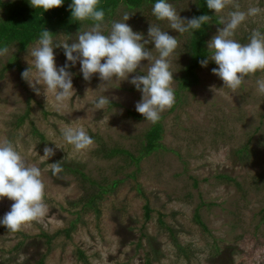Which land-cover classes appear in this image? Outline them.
<instances>
[{
    "label": "rangeland",
    "instance_id": "rangeland-1",
    "mask_svg": "<svg viewBox=\"0 0 264 264\" xmlns=\"http://www.w3.org/2000/svg\"><path fill=\"white\" fill-rule=\"evenodd\" d=\"M169 2L181 18L190 19L198 0ZM238 3L241 10L264 8V0ZM152 7L129 10L120 5L105 21L107 32L127 12L130 18L125 23L144 40H149L150 25L159 24L180 42L169 58L176 102L156 122L162 135L159 147L149 154L143 150L144 135L154 123L135 110L142 93L130 83L143 74L141 68L146 69L148 61H141L127 79L114 77L110 82L98 73L86 81L79 62L70 65L74 95L58 107L42 85H37L38 95L27 81L21 84L15 65L30 67L35 43L22 52L9 46V53L0 56V139L7 137L29 164L41 168L49 206L43 220L24 226L19 234L0 224V264H264V94L256 85L264 73L246 77L233 92L213 74L218 66L209 50L207 66L197 70V83L180 88L190 34H179L168 28L167 21H158ZM230 10L212 11L206 47ZM2 12L0 6V16ZM89 27L81 26L68 36L74 38ZM255 29L264 32V14L249 17L234 38L247 43ZM145 47L155 48L151 41ZM54 56L57 68L70 64L63 48H54ZM101 95L110 105L96 110L93 101ZM27 110V119L18 124ZM73 122L94 138L90 150L77 152L63 140L64 124ZM45 146L55 155L43 162ZM243 147H248L247 155L239 157L237 151ZM110 150L127 155L105 158ZM58 161L64 171L54 176L47 165ZM99 187L105 193L97 198L95 210L84 208L81 200L98 196ZM13 203L0 198V219ZM42 235L51 237L48 244ZM19 242L21 247L14 251Z\"/></svg>",
    "mask_w": 264,
    "mask_h": 264
},
{
    "label": "clouds",
    "instance_id": "clouds-1",
    "mask_svg": "<svg viewBox=\"0 0 264 264\" xmlns=\"http://www.w3.org/2000/svg\"><path fill=\"white\" fill-rule=\"evenodd\" d=\"M30 4L36 9L47 11L62 6L63 0H30ZM99 5L100 0H72L74 20L93 22L91 27L80 30L74 38L67 35L54 36L41 29L39 38L31 47L30 67L22 72V79L38 95L40 89L37 85H42L45 93L53 95L54 102L59 107L74 95L72 73L68 70L70 65L74 66L79 62L86 81L98 73L101 80L110 82L114 77L117 80L127 79L129 74L140 67L141 61H148L147 68H141L143 74L135 75L130 83L142 93L135 110L145 120L156 123L160 120L161 113L172 108L176 102L174 71L169 58L180 47V42L159 24L150 25L149 40H144L141 33L134 32L125 23L130 18L127 12L122 21L112 22L110 30L105 32V11ZM206 5L215 14L226 8L231 9L227 18H221L223 27L208 42L207 47L212 52L210 59L218 66L213 69V74L223 81L224 86L235 92L245 83L246 77L264 73V32L252 30L247 43L234 38L236 30L249 17L264 14V8L251 6L241 10L238 0H206ZM152 14L158 21H167L168 28L179 34H192L212 19L208 15L181 18L169 0H156ZM69 40L73 42L69 44ZM149 41L154 43V51L158 55L145 47ZM54 48H63L70 64L57 68ZM8 53L7 45L0 47V56ZM200 64L207 66L208 59L201 60ZM256 85L258 92L264 94V78H258ZM93 104L96 110L110 105L109 99L103 95L95 99ZM75 125L76 122L64 124L63 140L77 152L90 150L95 145L94 138L83 126ZM43 153L40 159L44 162L55 155V150L45 146ZM47 167L54 176L64 171L60 161L48 164ZM45 196L41 168L35 163L29 164L18 146L7 137L0 139V198L7 197L14 201L10 211L0 219V224L17 232L26 225L43 220L49 213Z\"/></svg>",
    "mask_w": 264,
    "mask_h": 264
},
{
    "label": "trees",
    "instance_id": "trees-1",
    "mask_svg": "<svg viewBox=\"0 0 264 264\" xmlns=\"http://www.w3.org/2000/svg\"><path fill=\"white\" fill-rule=\"evenodd\" d=\"M156 0H100L99 8L105 11V21L114 16L115 11L121 5L126 9L133 10L139 9L143 5H154ZM72 0H63L62 6L59 8L49 9L44 11L42 9H36L31 6L30 0H24L20 3H4L0 4L3 12L0 16V47L7 45L16 46L18 52L25 51L28 46L34 44L39 38V33L41 29L49 31L52 35H70L71 32L79 30L81 26H92L93 22L90 20L87 21H76L72 17L71 11ZM195 11L192 17H199L201 15H208L210 17L213 10L207 8L206 0H198L195 7ZM208 24L202 25L201 29L198 31H193L190 34L188 41L186 42L185 52L187 56V64L183 68L181 76L178 78V86L182 89L188 88L197 83V70L201 66L200 61L207 59L210 55L209 50L206 47L205 37L207 36ZM19 73L20 81L22 86L25 83V80L22 79V72L24 69L15 65ZM178 92H176V95ZM29 111L27 110L23 116H21L17 123L21 124L28 117ZM34 134H37L41 139V136L36 132L32 131ZM162 135V126L159 123H154L150 129L144 135V147L143 150L145 153L149 154L155 151L159 144L158 142L161 139ZM248 147H243L237 151V155L241 157L242 155H247ZM125 154L126 152L120 150H110L107 151L104 155L105 158H111L114 154ZM129 156V155H128ZM73 172V171H72ZM74 171L73 173H77ZM79 173V172H78ZM82 178L81 173L79 174ZM115 185V183L113 184ZM99 195L90 196V198L82 199L83 207L95 210V202L97 198L100 197L105 191L103 188L99 187ZM101 198V197H100ZM146 217L150 211L146 208ZM3 230L19 234L18 232H13L8 229L6 226H2ZM71 228V227H70ZM70 228L65 231V235H68ZM63 233V232H61ZM57 232L55 234V237ZM46 239V244L50 242L51 237L42 235ZM24 238V236H23ZM54 238V237H52ZM22 245V242L17 243L14 251H17ZM78 257L80 260H83V255L78 251ZM41 264V261L38 263Z\"/></svg>",
    "mask_w": 264,
    "mask_h": 264
}]
</instances>
